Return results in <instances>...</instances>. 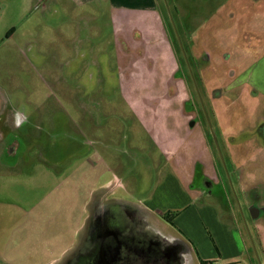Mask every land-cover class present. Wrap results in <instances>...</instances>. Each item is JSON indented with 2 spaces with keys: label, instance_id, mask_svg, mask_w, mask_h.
Here are the masks:
<instances>
[{
  "label": "rangeland",
  "instance_id": "rangeland-1",
  "mask_svg": "<svg viewBox=\"0 0 264 264\" xmlns=\"http://www.w3.org/2000/svg\"><path fill=\"white\" fill-rule=\"evenodd\" d=\"M160 5L180 35L186 56L174 30L186 79L208 126L202 104L205 108L224 162L212 102L223 108L229 134L237 141L252 137L255 151L264 153V98L251 83L232 87L246 81L264 58V0H161ZM180 19L193 31L189 43ZM132 48L117 47L106 0H0V257L14 264H50L78 247L108 248L119 236L123 248L165 251L161 236L168 238V232L141 218L164 160L123 96L126 87L131 107L145 108L140 110L146 120L156 118L163 66L157 61L151 72L152 64L143 62L140 72L141 51ZM119 50L127 53L123 65ZM203 54L208 64L200 78L194 56ZM165 64L168 59L166 69ZM220 86L222 98H210ZM174 99L171 103H178ZM225 174L252 263L264 264V177L259 174L248 200L259 213L253 220L233 176ZM118 179L124 188L116 187ZM100 233L105 238H98ZM168 247L163 264H200L189 248Z\"/></svg>",
  "mask_w": 264,
  "mask_h": 264
},
{
  "label": "crops",
  "instance_id": "crops-1",
  "mask_svg": "<svg viewBox=\"0 0 264 264\" xmlns=\"http://www.w3.org/2000/svg\"><path fill=\"white\" fill-rule=\"evenodd\" d=\"M96 1L104 0H84L87 3ZM106 1L109 4L117 47L121 44L141 51L138 54L140 72L143 71V62L152 64L151 72H154L157 61L163 66L160 72L162 103L156 106V118L148 115L149 119L146 120L145 113H142L145 108H140L141 111L137 106L131 107V100L127 96L132 92L126 87L123 88V96L129 103L126 102V106L132 114L135 113L139 125L164 160V164L157 169L158 178L154 190L142 206L141 218L146 221L153 220L158 227L168 232V238L161 236L166 244L167 254L170 252V245L179 252L189 248L200 264H253L225 170L217 158L206 121L194 101L171 30L165 20V11L160 5L161 0ZM180 4L184 6L182 2L178 3L175 9L177 13ZM220 4L222 6L223 2ZM180 28L182 38L188 39L189 43L193 32L191 27L184 19H180ZM126 55L125 50L123 53L118 51V61L122 65L126 63ZM203 57L206 54L194 56L200 78L204 77V66L208 64L202 61ZM165 59H168L166 69ZM129 68L130 66L127 67ZM248 83L264 98V58L255 64L246 81L238 82L232 87L242 88ZM223 92L220 86L209 97L222 98ZM172 98L178 100V103H171ZM212 103L213 116L223 140L228 173L233 176L237 191L248 206L251 191L256 190L260 183L259 174L264 177V153L255 151L254 145L257 141L252 137L237 141L238 137L234 132L229 134L227 125L223 123V108L220 109ZM160 117L163 119H158ZM241 143L243 149H240ZM116 187L124 188L121 180L118 179ZM168 200L171 202L164 204ZM116 202L122 200L116 199ZM170 208L177 212H167ZM248 209L249 218H259L254 206H248ZM167 215L173 218V225L165 221L164 217ZM60 260L50 264H56ZM0 264L14 263L0 257Z\"/></svg>",
  "mask_w": 264,
  "mask_h": 264
},
{
  "label": "flooded vegetation",
  "instance_id": "flooded-vegetation-1",
  "mask_svg": "<svg viewBox=\"0 0 264 264\" xmlns=\"http://www.w3.org/2000/svg\"><path fill=\"white\" fill-rule=\"evenodd\" d=\"M119 237L117 243L114 242L108 248H100L95 252H86L78 247L76 253L65 254L56 264H163L165 263L164 257H169L166 247L162 253L155 249L153 252L152 247H144L142 250L131 247L123 248ZM98 238H105V236L100 233ZM159 255L161 256L158 257Z\"/></svg>",
  "mask_w": 264,
  "mask_h": 264
},
{
  "label": "water",
  "instance_id": "water-1",
  "mask_svg": "<svg viewBox=\"0 0 264 264\" xmlns=\"http://www.w3.org/2000/svg\"><path fill=\"white\" fill-rule=\"evenodd\" d=\"M170 18H171V22H172V24H173V26H174L173 19H172V17H170ZM174 28H175V26H174ZM174 30H175V33H176L177 39H178V41H179V44H180L181 50H182L183 54L185 55V51H184V49H183V45H182V42H181L180 35H179V33H178V31H177L176 28H175ZM185 56H186V55H185ZM187 63H188V61H187ZM189 69H190V67H189ZM190 72H191V71H190ZM191 74H192V72H191ZM195 87H196V91L198 92V88H197L196 82H195ZM201 103H202V102H201ZM202 109L204 110V114H205V116H206V120H207V123H208V126H209V130H210V133L212 134V136H213V138H214V141H215L214 143L216 144V147H217V149H218V152H219L220 158H221V160H222V164H223V166H224L225 171L227 172L226 164H225L224 159H223V157H222V155H221V151H220V148H219V144H218V141H217L216 134H215V132H214L212 126H211V123H210L209 118L207 117V114H206V111H205V108H204L203 104H202Z\"/></svg>",
  "mask_w": 264,
  "mask_h": 264
},
{
  "label": "trees",
  "instance_id": "trees-1",
  "mask_svg": "<svg viewBox=\"0 0 264 264\" xmlns=\"http://www.w3.org/2000/svg\"><path fill=\"white\" fill-rule=\"evenodd\" d=\"M165 11V20H166V23H167V25L169 26V28H170V30H171V33H172V36H173V40H174V43H175V46H176V49H178L177 51H178V56H179V54L181 55V52H180V48H179V45H178V42H177V39H176V36H175V33H174V30H173V28H172V26H171V24H170V22H169V19H168V17H167V12H166V10H164ZM179 58H180V56H179ZM181 58H182V56H181ZM180 62H181V64H182V67H183V69L186 71V73H187V69H185L186 67H185V65H184V60H183V58L182 59H180ZM189 83H190V80H189ZM190 85H191V87H192V84L190 83ZM193 89V88H192ZM195 95V94H194ZM195 97H196V95H195ZM196 99H197V97H196ZM212 138V137H211ZM212 140V139H211ZM174 216V215H173ZM164 219H165V221H167L168 223H170L171 225H173V218H170L168 215H167V217L165 216L164 217ZM202 264H206V263H202Z\"/></svg>",
  "mask_w": 264,
  "mask_h": 264
},
{
  "label": "clouds",
  "instance_id": "clouds-1",
  "mask_svg": "<svg viewBox=\"0 0 264 264\" xmlns=\"http://www.w3.org/2000/svg\"><path fill=\"white\" fill-rule=\"evenodd\" d=\"M16 124H17V126H19V124H20L19 114H17Z\"/></svg>",
  "mask_w": 264,
  "mask_h": 264
}]
</instances>
